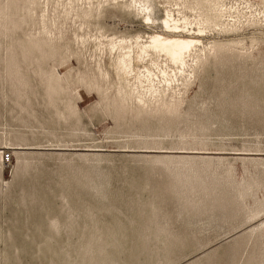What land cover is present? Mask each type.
Here are the masks:
<instances>
[{
	"label": "rangeland",
	"instance_id": "374dc122",
	"mask_svg": "<svg viewBox=\"0 0 264 264\" xmlns=\"http://www.w3.org/2000/svg\"><path fill=\"white\" fill-rule=\"evenodd\" d=\"M62 1L0 0V264H264V0H225L217 27L201 0ZM74 31L203 58L150 52L174 88L122 109L108 48Z\"/></svg>",
	"mask_w": 264,
	"mask_h": 264
},
{
	"label": "bare ground",
	"instance_id": "6f19581e",
	"mask_svg": "<svg viewBox=\"0 0 264 264\" xmlns=\"http://www.w3.org/2000/svg\"><path fill=\"white\" fill-rule=\"evenodd\" d=\"M63 1H62V3H63ZM201 1H203L206 4V6L208 7L210 14H211L210 18H208V20H209V23L213 24L214 26L217 27L219 25V23L222 24L221 21L224 18L227 19V18L231 17L230 13H231V10L233 8H232V6L229 7L226 4L225 0H201ZM130 2H131L130 5L136 7L139 11H142V12L148 11L147 0H131ZM95 3H97V2H95ZM82 4H83V2H82ZM73 5L74 4H73L72 0H68L62 6L65 9V11L66 12L68 11V13H69V11H74V7L77 6V5H75L73 7ZM122 5H123V3H122ZM126 5H128L127 7L129 8V4H126ZM81 7H82V5H81ZM90 8H91V4L89 3L88 4V10H87V7H86V10H84L85 8L83 9V11L81 12L83 15V18L90 15V13H91L89 10ZM166 9H169V8H166ZM145 14H146V12H145ZM177 14H179V13H177ZM81 21H80L81 23L78 25L80 30H81V26H83L85 23L83 19H81ZM149 22H150V20H149ZM163 22H164L163 26L165 25L166 27H168L170 29H175V30L179 29V28H185V24H187V20L184 16H183V21L174 20L168 11L166 12V15H165ZM257 22H259L258 19H257ZM197 31L203 32L204 30L198 28ZM74 33H75V37L80 39L81 42L80 41L79 42L81 44L84 43V41L86 40L87 37L92 35L88 31L84 32L83 34H80V35H78L75 31H74ZM171 34H172V32H171ZM100 35L103 36L102 34H100ZM179 35L181 36V34H179ZM147 36H148V38H146V39H149V35H147ZM91 37L96 38V40L98 41L96 43L97 47H95V45H94V48H100L99 45L102 44V42H100L97 39V37L94 35H92ZM104 37H105V35H104ZM168 37H169V35H168ZM181 37L183 38V36H181ZM190 37H192V36L190 35ZM137 38H138V36H137ZM48 39L50 41L52 40L51 37H48ZM125 39L121 38L119 41H117L118 39L116 41L109 40L107 43L102 44V46L106 45V47L108 48L107 51L110 54V56L108 58V67L111 68V70H113V72L115 74L116 81L114 84V91H115V95L118 96V98H116V100L118 101L119 106L122 109H127L131 105H137L138 106L137 109L139 111H144L148 107H150V105L153 103V101L157 102L158 99H160V98L163 99V98L168 97V91L173 90V88H174V87H169L168 85L171 83L167 82L166 80H158V78L156 79L154 77L156 74H153L152 70L150 68L151 67L155 68L153 70L161 69L160 68L161 65H160V62L157 60V58H155L157 61L151 59L150 52L162 53V54L164 53L165 55H167L168 59L170 61H172L173 63H175V65L178 67V69H177L178 71L179 70L182 71V69H184L185 65H186L184 58L182 57L183 53L189 52L191 50L192 54H196V57H195L196 61L202 60V58H203V55L200 51V47H203V43L200 41V38L195 39V37H194V39H190V38L189 39H187V38L186 39H178V38L177 39H171V37H170L171 40H168V41L164 40L163 41L159 35L155 34V35H150V41L148 43L146 41L147 44H145V42L143 44V41H142V44H140V40L142 38L139 40V42H137L138 41L137 40L132 44H126ZM164 39H165V36H164ZM129 41H131V40H129ZM224 45L225 44H213V46L211 47V50L222 48V47H224ZM106 47L103 46L102 47L103 50ZM102 48H100V49H102ZM134 48L137 50L134 51ZM113 50H116L115 51L116 54H114V55H112ZM186 57H188V56H186ZM168 64H169V62H168ZM172 65H174V64H172ZM102 66H103L102 60H101V58H99V60L96 62V68L98 70V75L100 76L102 81L110 83L109 72L106 69H103ZM163 70H164V68H163ZM165 72H166V70H165ZM160 73H159V77H160ZM164 76L165 75H163V77ZM167 80H169V79L167 78ZM91 85L92 84H90V86ZM107 89H109V88H107ZM168 105H169V107H172L175 110L177 109V107H179L178 103L170 101V100L168 102ZM13 148H18V147L14 146V147H12V149Z\"/></svg>",
	"mask_w": 264,
	"mask_h": 264
},
{
	"label": "built area",
	"instance_id": "2783aa9c",
	"mask_svg": "<svg viewBox=\"0 0 264 264\" xmlns=\"http://www.w3.org/2000/svg\"><path fill=\"white\" fill-rule=\"evenodd\" d=\"M9 158H10L9 153H7V152L3 153V160L4 161H8Z\"/></svg>",
	"mask_w": 264,
	"mask_h": 264
}]
</instances>
